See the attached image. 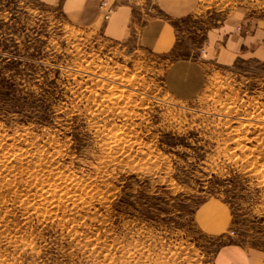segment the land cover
Here are the masks:
<instances>
[{
    "label": "rangeland",
    "instance_id": "374dc122",
    "mask_svg": "<svg viewBox=\"0 0 264 264\" xmlns=\"http://www.w3.org/2000/svg\"><path fill=\"white\" fill-rule=\"evenodd\" d=\"M195 10L161 57L70 27L45 0H0V264L264 255V58L214 65L188 102L163 86L224 23L264 33V0Z\"/></svg>",
    "mask_w": 264,
    "mask_h": 264
},
{
    "label": "crops",
    "instance_id": "0c3cea01",
    "mask_svg": "<svg viewBox=\"0 0 264 264\" xmlns=\"http://www.w3.org/2000/svg\"><path fill=\"white\" fill-rule=\"evenodd\" d=\"M45 1L59 9L70 27L98 32L114 42L136 37L145 52L161 57L176 51L175 24L196 11V0H106L104 8L100 0ZM112 6L114 10L107 13ZM233 23L208 33L202 55L192 51L167 63L163 86L174 100L183 103L197 98L204 90L207 70L214 65H228L244 56L264 58V33ZM214 259L215 264H264L261 251L241 244L221 247Z\"/></svg>",
    "mask_w": 264,
    "mask_h": 264
},
{
    "label": "built area",
    "instance_id": "2783aa9c",
    "mask_svg": "<svg viewBox=\"0 0 264 264\" xmlns=\"http://www.w3.org/2000/svg\"><path fill=\"white\" fill-rule=\"evenodd\" d=\"M130 1H132V0H126V2H130ZM106 4H107V2H106V0H100V7L101 8H104L105 6H106ZM114 10V6H112V7H110L109 9H108V11H107V13H109L110 14V12H112ZM108 17V15H106V18ZM203 50H201V52H202Z\"/></svg>",
    "mask_w": 264,
    "mask_h": 264
},
{
    "label": "bare ground",
    "instance_id": "6f19581e",
    "mask_svg": "<svg viewBox=\"0 0 264 264\" xmlns=\"http://www.w3.org/2000/svg\"><path fill=\"white\" fill-rule=\"evenodd\" d=\"M116 138V137H115Z\"/></svg>",
    "mask_w": 264,
    "mask_h": 264
}]
</instances>
